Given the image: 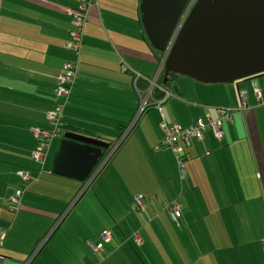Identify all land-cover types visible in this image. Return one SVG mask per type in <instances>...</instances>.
<instances>
[{"label":"crops","instance_id":"crops-1","mask_svg":"<svg viewBox=\"0 0 264 264\" xmlns=\"http://www.w3.org/2000/svg\"><path fill=\"white\" fill-rule=\"evenodd\" d=\"M79 1L0 0V264H264V103L254 95L264 91V74L228 85L177 78L158 104L166 97L157 83L163 60L141 24L140 0H97L90 10L62 132L43 165L32 160L31 130L50 128L57 77L75 59L70 12ZM147 80L156 87L138 115ZM217 108L235 110L232 121L220 123L219 139L206 130L182 144V168L170 149H156L161 121L187 128L217 120ZM66 133L119 144L91 186L52 173ZM20 171L34 178L12 214L7 198ZM173 202L178 224L165 209ZM104 232L111 241L93 251ZM248 247L258 248V260H247Z\"/></svg>","mask_w":264,"mask_h":264},{"label":"water","instance_id":"water-1","mask_svg":"<svg viewBox=\"0 0 264 264\" xmlns=\"http://www.w3.org/2000/svg\"><path fill=\"white\" fill-rule=\"evenodd\" d=\"M190 0H140L141 24L151 45L167 51ZM203 85L233 84L264 74V0H196L164 61L169 75ZM109 145L63 135L52 173L85 182Z\"/></svg>","mask_w":264,"mask_h":264},{"label":"built area","instance_id":"built-area-1","mask_svg":"<svg viewBox=\"0 0 264 264\" xmlns=\"http://www.w3.org/2000/svg\"><path fill=\"white\" fill-rule=\"evenodd\" d=\"M196 0H190L186 9L184 10L183 14L181 15L178 24L174 30V34L171 38V42L168 46L167 51L163 54V61L166 59L169 50L171 49L172 43L174 42L178 32L182 28L186 18L188 17L193 5L195 4ZM97 6V0H80L79 5L76 9L70 12V16L72 18V30L70 32V42L68 43L69 51L74 55L75 59L66 63L63 67V71L57 77V87L55 90V96L57 97L58 101L55 103L52 110L47 112L46 114V121L48 122L50 128L47 130L42 129H33L31 130V134L36 137L38 140V146L32 154V160L35 163L43 165L46 160L48 150L54 138L58 137L61 134V119L63 115V110L65 105L68 103V99L72 93V88L74 86L77 69H78V62L81 55V50L83 46V38L85 33V28L89 22V13L90 10ZM139 76L136 75L135 83L139 80ZM148 81V80H147ZM149 87L145 92V99L143 100V105L139 111L138 115H141L142 112L148 107L147 105V98L152 96L153 88L156 87L155 80H150ZM254 95L257 99V102L264 103V91L261 90H254ZM170 93L166 92V97L162 101L158 102V104L163 103L168 97ZM240 100L242 102V108L245 107V100L247 99L248 95L246 92H241ZM150 106V105H149ZM159 111L161 108L158 107ZM235 110L229 108H217V115L218 119L212 121L209 117L206 120H199L187 128H182L175 124H168L165 121H161L160 123V130L163 134V139L161 143L157 146L156 149L161 148H168L170 149L173 154L175 155L176 159L178 160V165L180 168L183 167V163L180 160V154L183 152L182 144L186 146L190 145V141L192 139L201 140L203 133L206 130H210L213 135L219 139L222 136V130L220 123L221 122H231L233 113ZM129 129L123 134V138H125L126 134L128 133ZM122 142V141H120ZM119 145V144H118ZM118 145L113 146L107 156H105L101 161L99 160L97 166L94 168L90 176L88 177V186L99 176V172L102 168L110 160V157L115 153L118 149ZM97 169V170H96ZM96 170V171H95ZM95 171V172H94ZM18 176L20 178V185L15 190V192L7 198V209L10 213L16 214L21 207L22 203V196L29 186V184L33 181V176L27 171H20L18 172ZM144 198L142 196H138L136 198V210L142 212L144 210ZM165 209L168 212V215L171 221L175 224H178L181 212V205L178 202H173L169 205L165 206ZM4 233L0 231V245L3 239ZM112 239V234L110 232H104L97 244H89L90 248L93 251H100L103 249V246L109 243ZM133 240L137 245H140V239L137 235L133 236ZM262 245L264 247V241H262ZM1 258V257H0Z\"/></svg>","mask_w":264,"mask_h":264},{"label":"rangeland","instance_id":"rangeland-1","mask_svg":"<svg viewBox=\"0 0 264 264\" xmlns=\"http://www.w3.org/2000/svg\"><path fill=\"white\" fill-rule=\"evenodd\" d=\"M183 79V78H185V79H188V80H191V79H189V78H186V77H180V76H178V79ZM193 81V80H192ZM242 81V80H241ZM193 82H195V81H193ZM239 82V81H238ZM235 83H237V82H235ZM234 84V83H233ZM221 85V84H220ZM223 85H228V84H223ZM114 145V144H113ZM120 149V148H119ZM118 149V150H119ZM116 155V154H115ZM114 159V157L109 161V163L108 164H106L105 165V167L104 168H102L101 169V171L99 172V176L89 185V186H91V185H93V183L97 180V179H99V178H101L102 177V175L105 173V171L107 170V168L111 165V163H112V160ZM97 170V169H96ZM95 170V171H96ZM94 171V172H95ZM88 181V180H87ZM87 181H86V184H87ZM155 239H157L158 241H159V238L157 237H155L154 238V242H155ZM253 239H256L255 237H248L247 238V242H248V244H253L252 242H253ZM186 243L187 244H192L191 243V238H190V236H187L186 237ZM39 247V246H38ZM37 247V248H38ZM156 248H159L158 247V245H156ZM245 256H246V258H247V260H258V248H251V247H248L247 248V252L245 253ZM27 261V260H26ZM25 261V262H26Z\"/></svg>","mask_w":264,"mask_h":264},{"label":"trees","instance_id":"trees-1","mask_svg":"<svg viewBox=\"0 0 264 264\" xmlns=\"http://www.w3.org/2000/svg\"><path fill=\"white\" fill-rule=\"evenodd\" d=\"M161 55H162V60H163V53L162 52H159ZM165 61V60H164ZM164 61L162 62V65H163V67H164ZM162 77H163V74L161 75ZM177 78H178V76H175V75H172V74H170L169 75V77H168V79H167V81H166V83L163 85L162 84V78L160 77V79L158 80V84L161 86V89H163L162 91H163V93H164V95L166 94V92L168 93H172L173 92V89H174V85H175V82H176V80H177ZM140 82H143V83H145V84H147V82H144V81H141V80H138V82L136 83V84H138V83H140ZM145 86H147V85H145ZM137 87V86H136ZM158 87V86H157ZM139 88V87H138ZM136 90L138 91V89L136 88ZM139 92V91H138ZM145 92H146V88H145ZM164 99V98H163ZM162 99V100H163ZM162 100H160V101H162ZM159 101V102H160ZM111 147H113V145H110L109 146V149L108 150H106V151H104L103 152V155H102V158L101 159H103L105 156H107V154L109 153V151H110V149H111ZM119 148V147H118ZM117 151H118V149L115 151V153L110 157V160L115 156V154L117 153ZM101 159H100V161H101ZM109 160V161H110ZM109 161H108V163H109ZM107 163V164H108ZM179 223V222H178ZM175 224V223H174Z\"/></svg>","mask_w":264,"mask_h":264}]
</instances>
